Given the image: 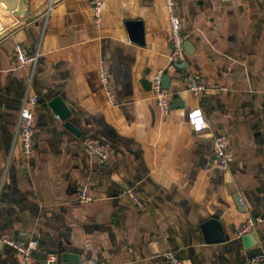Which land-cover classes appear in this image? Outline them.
Wrapping results in <instances>:
<instances>
[{"label":"crops","instance_id":"crops-1","mask_svg":"<svg viewBox=\"0 0 264 264\" xmlns=\"http://www.w3.org/2000/svg\"><path fill=\"white\" fill-rule=\"evenodd\" d=\"M91 1L54 0L48 18L51 0H26L25 18L0 4V237L37 240L34 264L50 255L57 264H167L165 251L185 264H253L264 255V0H176L188 35L185 67L169 62L164 0H105L100 28ZM134 20L144 24V45L130 40L126 22ZM17 44L40 54L34 73L17 60ZM102 60L115 107L99 85ZM160 69L170 78L166 117L152 91ZM189 73L205 78L206 92L188 91ZM26 95L39 98L29 156L16 138ZM56 97L80 136L50 109ZM220 134L234 153L227 172L214 164ZM85 141L104 147L107 162L89 158ZM82 185L96 201H80ZM127 189L141 205L118 198ZM212 218L226 242L206 243L201 225ZM249 218L262 219L257 245L238 235ZM0 264H19V256L2 247Z\"/></svg>","mask_w":264,"mask_h":264},{"label":"built area","instance_id":"built-area-1","mask_svg":"<svg viewBox=\"0 0 264 264\" xmlns=\"http://www.w3.org/2000/svg\"><path fill=\"white\" fill-rule=\"evenodd\" d=\"M54 0H51L47 11L44 16L48 18L52 9ZM170 31H171V46L172 51L169 55V62L171 64L183 63L186 60V48L185 43L188 39V35L184 33V23L180 15L176 0H164ZM105 7V0H92L91 11L94 17V23L96 27L100 28L103 24V11ZM3 30L0 29V36ZM15 53L17 60L23 66H32L33 73L37 67L40 54L37 53L34 56H29L24 50L23 46L17 44L15 47ZM165 71L163 69L158 70L152 79V91L156 100L158 112L161 116L166 117L169 115L171 105L169 102L168 92L163 87V76ZM98 81L101 89L104 92L109 105L117 106V101L111 86L110 75L104 60L100 61L98 70ZM187 89L193 95L198 96L207 91V84L205 78L196 73H189L184 79ZM39 103L37 96L26 95L22 101L18 115V122L16 126V138L21 141L22 151L24 155L29 156L34 151V133H33V120L34 114L32 107ZM191 121L197 131H202L205 125L204 118L199 111L192 113ZM84 152L89 158L96 161L98 164H104L108 160V153L104 147L93 143L91 141H85L83 143ZM213 158L216 168L220 171L227 172L230 170L231 164L234 161V153L231 149L229 139L226 135L220 134L213 139L212 142ZM118 198L120 199H132L138 205H141L140 198L134 191V189H127L122 191ZM79 199L82 203H92L96 201V197L91 193L88 185H82L79 191ZM240 203L246 207L244 199L240 198ZM262 223L260 218H249L239 228V238L249 233H257L258 226ZM8 247L15 251L19 256V264H34V260L39 248V243L35 239H31L27 243H21L9 237H0V248ZM163 257L167 264H185V262L174 251H165ZM251 262L253 264H264V255H255ZM45 264H57V258L55 255H50L44 260ZM80 264H99L94 258L84 259Z\"/></svg>","mask_w":264,"mask_h":264},{"label":"water","instance_id":"water-1","mask_svg":"<svg viewBox=\"0 0 264 264\" xmlns=\"http://www.w3.org/2000/svg\"><path fill=\"white\" fill-rule=\"evenodd\" d=\"M25 1L26 0H0V4L4 5L15 16L25 18L30 15V8L29 6L25 5ZM126 28L128 30L129 37L132 42H135L140 45H144L145 27L141 20L127 21ZM186 44L187 43H185V48H186ZM175 65L177 67L186 66L184 62L176 63ZM169 86H170V78L166 74H164L163 87L164 89L168 90ZM48 104L50 109L53 111L54 115L57 116L61 121L65 122V127L74 135L80 136L81 134L80 131L71 122L68 121L72 113L69 110L68 106L63 101V99L61 97H56L51 101H49ZM201 229L203 231L206 243H223L227 241L221 222L216 218H212L205 221L201 225ZM242 239L245 240L246 246H247V242H249L250 244L255 242L254 245H257L259 243V238L257 236V233H249L247 235H244ZM70 256L71 255H64L63 258L64 261L69 262L70 261L69 259H71ZM43 264H45L44 261ZM71 264H80V258L77 257L76 262Z\"/></svg>","mask_w":264,"mask_h":264}]
</instances>
